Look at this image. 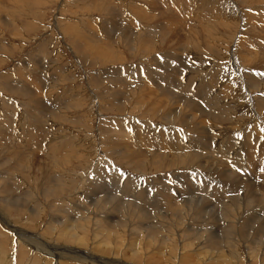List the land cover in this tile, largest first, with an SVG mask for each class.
Masks as SVG:
<instances>
[{
    "label": "rangeland",
    "instance_id": "1",
    "mask_svg": "<svg viewBox=\"0 0 264 264\" xmlns=\"http://www.w3.org/2000/svg\"><path fill=\"white\" fill-rule=\"evenodd\" d=\"M208 3L211 5L215 3L214 6L218 10L215 11L214 6H204L205 0H0V191L16 192L15 195L19 196L20 202L27 208V210L18 212L11 209L8 212L14 222L12 223L14 224L12 234L5 226H2L3 221H0L1 228H5L4 232L0 229V247H3L0 253L6 261L4 264L42 263L39 257L37 259L33 244L19 243L20 238L15 232L17 228L24 231L26 229L28 233L41 236L51 245L69 250L70 253L71 250H77L75 251L77 253L86 251L87 253H96L101 258L107 256V259H115V263L112 264H138L139 261V264H144L145 261L148 264H154V262L173 264L177 260L183 264V259L180 258L182 254L188 255L186 264L189 261V264H194L198 258H200L199 263L203 262L202 264H222V255H224V259L238 262L235 264H244L242 262L245 264H261L263 262L262 264H264V244H262L264 237L260 236L264 233V198H262V196L264 197V0H209ZM140 11L147 14L143 16L144 14L142 15ZM141 15L142 17H139ZM144 17H147V20ZM148 18L155 20L151 22ZM251 23L253 25H249ZM72 36L77 39L72 41ZM146 38L149 41L143 42ZM163 66L170 67V71L162 73L160 68H164ZM177 66L183 68L184 72L181 75L185 77L177 74L174 69ZM251 66L253 69L250 70ZM217 71V75L212 77L213 73ZM248 72L255 76L261 74L259 82L257 81L261 85L257 90L250 88L252 85L248 83ZM185 79L192 83L190 87L192 90L186 89L192 91L189 92L192 94L191 101L182 93V95L180 94L181 98L187 100L186 104L194 102L195 105L197 103L203 105L205 103L204 90L206 89L215 94L216 98H222L226 96L225 86L229 84L239 91L232 95V98L242 99V101L239 99V113L242 115L233 118L227 116L229 119L222 121L213 119V122L209 121L208 123L206 117L198 113L199 117L196 113V116H188L189 111L186 112L183 103H176L170 98L164 99L161 94L165 87L172 90L171 84L173 83L182 82L181 84L184 86ZM25 81L27 85L24 84V86L26 85L24 88H18ZM121 82L127 84L128 90L118 86ZM11 88H16V90H11ZM117 90L124 94L118 99ZM20 92L21 94L24 92V96L20 95ZM142 92L146 94L145 99L143 98L145 94L143 95ZM112 94L116 98H109ZM163 99L168 101V106L172 104V106H182L183 108V111H178L172 116L170 121L173 125L168 124L170 123L166 120L168 115H166L167 118L161 114L158 115L155 108V105ZM122 100L125 101L124 104L127 103L123 105L125 109H122ZM100 103L103 105L101 104V106ZM114 103L116 107L121 106L122 110L112 111L113 108H116L113 107ZM208 103L211 102L206 100V105ZM232 107L235 109V105ZM180 112L185 115L180 116ZM220 117L224 118L225 116L220 115ZM193 120L196 121L195 124H193ZM103 121L109 129L107 132H110V135L101 131ZM199 121L201 122L199 123ZM117 123L119 127H114ZM196 127L203 128L205 133L200 134L195 131ZM118 128L122 130L118 131ZM49 131L54 133L51 134ZM161 131L164 133L160 136ZM137 132L141 134H137ZM37 133L40 136H36ZM163 134L166 136L164 137ZM114 136L127 137L129 140L134 138V140L126 142L130 147L124 148L130 154L128 152L127 154L124 152L122 155L117 154L116 149L110 143V140L113 142ZM27 137L31 141L30 145L25 142ZM34 138L43 140V142L38 144V139L34 140ZM35 141L37 144L35 143L34 146ZM41 144L46 146L43 145V149H41ZM53 145H55L54 148ZM132 147L135 149H133L134 151L131 150ZM144 147H147L148 150ZM50 148L61 152L57 158L50 153V151L53 152ZM67 153L68 155H66ZM61 154L63 155L61 156ZM135 154L141 157L131 159L132 156H137ZM191 158L193 159L191 160ZM60 161L67 166L59 167L61 166L58 165ZM14 166H17L19 171L17 168L14 169V172L10 171ZM56 167L57 169H55ZM44 172L45 175H43ZM118 174L122 177H119ZM62 175H66V179ZM3 176H5L4 180ZM45 176L53 177L56 181L51 184L48 179L44 178ZM61 177L64 178L63 181H61ZM15 182L23 188L20 187L17 190ZM236 183L238 187H236ZM106 184L110 186V189H105ZM113 184L116 187H112ZM52 185H55V188ZM96 186L101 194H109L110 197L105 199L100 195L101 197L88 198L87 196H92L93 188ZM45 187H47L46 191ZM128 187L132 189L135 200L127 199L128 196L125 192ZM182 188H186L190 192L188 200L181 198V201H178L179 204L177 203L179 207H183H181L182 211L185 212L180 210V214L178 208L169 212L176 204L173 199L168 201L162 190L173 195L175 193L176 197L177 192ZM56 189L58 191L61 189L62 193L58 192L60 197L55 195ZM30 192L33 195L28 194ZM25 194L33 196V199L29 196L22 199L26 196ZM145 194L150 199V203L155 199L158 200V204L165 205V207L158 210H153L149 206V208H145L143 205L146 204L145 200L142 202L140 197H136V195L144 196ZM220 194H222L221 197ZM0 195L2 200L6 194L0 193ZM211 196L214 198H208ZM34 197L38 198H36V202L39 204L34 203L37 204L36 206L32 205L29 200V198L35 200ZM190 199L194 202H191ZM257 200L260 201V205H256L259 204ZM166 201L171 207L170 210ZM189 201L190 203L186 205L185 202ZM170 202L175 206H171ZM197 202L199 203L197 204ZM76 204L79 206L77 207ZM2 205L3 203L0 201V206L3 208L4 205ZM82 206H84L83 210L80 209ZM189 206L194 209L189 210ZM258 206L261 207L258 208ZM142 209L146 212H143ZM77 210L83 214L81 213L82 215L79 214V216ZM219 212L222 215H219ZM248 213H252V217ZM66 214L68 216H65ZM212 215H215L214 218ZM228 215L230 216L228 217ZM77 218L81 221L87 219L86 224L78 222V225ZM55 221L59 222L55 223ZM73 222H75L74 225ZM80 223H84V225H80ZM230 224L233 225L232 230H230ZM126 225L128 226L126 227ZM223 225L225 226L223 227ZM249 225L252 228L256 227L252 229L248 227ZM244 226H246L245 229ZM50 227L53 228L51 231ZM149 227L151 229H148ZM165 227L167 228L165 229ZM145 229L148 231L146 232ZM135 230L136 232H134ZM227 231L230 237H234L233 234H235L237 240L233 237L229 239ZM67 234L72 238H68ZM239 234L245 237L242 238ZM61 235L66 237H59ZM259 237L262 238V243ZM255 238L257 239L255 240ZM201 240H204L205 243ZM212 240H215L217 245L219 241V246L216 244L213 246L214 243L210 244ZM183 241L189 243V246H184L185 251L181 250ZM103 243L107 245L105 248ZM158 243L164 245L156 246L159 245ZM235 243L239 245H235ZM137 245L140 246L137 247ZM161 247H163L162 250L168 248L164 250L167 252L164 253L165 255ZM133 248L135 249L133 250ZM98 249L111 252L110 254L99 252V254L97 253ZM112 251H115L114 259ZM157 251L158 253L162 252L158 254ZM189 251L190 253L194 252L191 254L192 256H189ZM151 252L155 253L154 257ZM187 252L188 254H185ZM136 253H139L138 256ZM172 253H174L173 257ZM180 253L182 254L178 255ZM199 253L202 255L196 256ZM253 253L259 259L256 258V260ZM78 254L80 255V253ZM71 255L77 258V255L73 253ZM71 255H65L66 259H61L59 264L61 262L62 264H82L81 261L78 263L76 260L67 259ZM160 255L162 259L167 257L168 260H162ZM204 255L207 257L204 258ZM151 257L152 259H150ZM5 258L8 259V262ZM244 258L246 259L244 260ZM255 260L258 262L255 263ZM178 262L176 264L180 263ZM147 263L145 262V264Z\"/></svg>",
    "mask_w": 264,
    "mask_h": 264
},
{
    "label": "bare ground",
    "instance_id": "2",
    "mask_svg": "<svg viewBox=\"0 0 264 264\" xmlns=\"http://www.w3.org/2000/svg\"><path fill=\"white\" fill-rule=\"evenodd\" d=\"M213 1V0H212ZM220 1H222V0H220ZM209 2V0H205V4H204V6H214L215 5V3L213 4V5H211V4H209L208 3ZM152 4H153V2H151ZM251 3V2H250ZM152 6V5H151ZM215 7V11H217L218 10V8H216V6H214ZM214 9V8H213ZM220 9V8H219ZM220 12H221V10H220ZM219 12V13H220ZM140 13H141V11H140ZM251 13V12H250ZM139 14V13H138ZM142 15L144 14L143 12L141 13ZM147 13H145L143 16H145ZM149 14V13H148ZM142 15L141 16H139V17H142ZM223 15V14H222ZM246 16V15H245ZM158 17V16H157ZM248 17V16H247ZM147 18V17H146ZM145 17H144V19L145 20H147ZM156 18V17H155ZM141 19V18H140ZM149 19V18H148ZM153 20H151V19H149L151 22L152 21H154L155 19L154 18H152ZM148 22V21H147ZM146 22V23H147ZM252 22V21H251ZM143 23V22H142ZM149 23V22H148ZM220 23V22H219ZM210 24V23H209ZM149 25V24H148ZM212 25V24H211ZM210 25V26H211ZM249 25H253L252 23L251 24H249ZM145 26V25H144ZM160 26V25H159ZM213 26V25H212ZM147 27H149V26H147ZM214 27V26H213ZM212 27V28H213ZM78 28V27H77ZM215 30V29H214ZM101 31V30H100ZM137 31V30H136ZM212 31H213V29H212ZM132 34V33H131ZM224 34V33H223ZM210 35V34H209ZM148 38V37H147ZM145 39V41H143V42H148L149 40L148 39ZM74 39H77V38H75V36H74V38H73V36H72V41L74 40ZM215 39V38H214ZM257 40H258V38H257ZM256 40V41H257ZM81 42V41H80ZM185 44H187V43H185ZM4 45V44H3ZM82 45V44H81ZM189 45V44H188ZM76 46V45H75ZM80 46V45H79ZM84 46V45H83ZM111 46V45H110ZM192 46V45H191ZM86 47V46H85ZM2 48V47H1ZM4 49V48H3ZM6 49V48H5ZM75 49H76V47H75ZM103 49V48H102ZM2 50V49H1ZM86 50V49H85ZM95 50H96V48H95ZM114 50V49H113ZM187 50V49H186ZM198 51V50H197ZM217 51V50H216ZM85 52V51H84ZM223 52V51H222ZM88 53V52H87ZM211 53V52H210ZM37 54V53H36ZM89 54H91V53H89ZM95 54H96V52H95ZM98 54V53H97ZM153 54V53H152ZM243 54V53H242ZM205 55H206V53H205ZM36 57L38 56V55H35ZM109 56V55H108ZM99 57V56H98ZM250 59V58H249ZM248 60V59H247ZM258 60V59H257ZM249 61V60H248ZM252 62V61H251ZM45 63V62H44ZM250 63V62H249ZM55 64V63H54ZM193 65V64H192ZM196 65V64H195ZM249 65V64H248ZM180 66H182V65H180ZM180 66H177V67H175L174 69L176 70V72H177V74L179 73V75H181V74H183V68H180ZM194 66V65H193ZM164 67V66H163ZM183 67V66H182ZM191 67V66H190ZM46 68V67H45ZM63 68V67H62ZM198 68V67H197ZM64 69V68H63ZM251 69H253V67L251 66L250 67V70ZM260 69V68H259ZM160 70H162V73H166V72H169L170 71V67H167V66H165L164 68H160ZM160 70H159V72H160ZM252 72V71H251ZM251 72H248L249 74H247V78H248V83L249 84H251L252 86H250V88L251 89H258V88H260V85L261 84H259L258 82H259V79H260V75L259 76H255L254 74H252ZM217 73H218V71L217 72H214L213 73V75H212V77H214L215 75H217ZM184 76V75H183ZM182 75H181V77H183ZM188 76V75H187ZM2 77V76H1ZM185 77V76H184ZM211 77V78H212ZM3 78V77H2ZM124 78V77H123ZM36 80V79H35ZM126 80V79H125ZM98 81V80H97ZM101 81V80H100ZM112 81V80H111ZM115 81H117V80H115ZM182 81V80H181ZM232 81V80H231ZM258 81V82H257ZM36 82V81H35ZM184 82H185V85L183 86L181 83H179V84H175V83H173V84H171V86H172V90H168L167 89V87H165V88H163L162 89V93L161 94H163V97H164V99H172V100H174V102H176V103H178V102H181V103H183V106H185V108H186V112L187 111H189L188 113H187V115L189 116V115H191V116H194L195 115V113L197 114H199V115H201V116H204V117H206V122L208 123L209 121H211V122H213L214 120H227V119H229L227 116H230V118H233V117H239V115H242V114H240L239 113V99H236L237 97H234V98H232V95H234V94H237V92H239L235 87H232V86H230L229 84L227 85L226 84V88H225V93H226V96H224V97H222V98H216V95L215 94H212L211 93V91L210 90H208V89H206V90H204V95H205V103L203 104V105H198V103L195 105V103L194 102H190V104H186V101L187 100H185L184 98H181V96H180V94L182 93L184 96H186L187 98H189L190 99V101H191V96H192V94L191 93H189V92H192V91H188V90H186V89H191L190 87H191V82H189L188 80H184ZM24 84H26V81H25V83H21V87H18V88H24L25 86H24ZM184 84V83H183ZM14 85V84H13ZM12 85V86H13ZM31 85V84H30ZM120 85V87H123V88H125V90H128V88L129 87H127V84L125 85L124 83H119L118 84V86ZM225 85V84H224ZM17 86H19V85H17ZM112 86V85H111ZM169 86V85H168ZM35 87V86H34ZM41 87V86H40ZM46 87V86H45ZM44 87V88H45ZM63 87V86H62ZM144 87V86H143ZM10 88V87H9ZM30 88H32V87H30ZM43 88V87H42ZM239 88V87H238ZM26 89V88H25ZM240 89H242V88H240ZM11 90H16V88H11ZM23 90V89H22ZM21 90V91H22ZM27 90V89H26ZM28 90H29V88H28ZM192 90V89H191ZM260 90V89H259ZM19 91V90H18ZM166 91V92H165ZM203 91V90H202ZM28 92V91H27ZM168 92V93H167ZM242 92V91H241ZM46 93V92H45ZM72 93V92H71ZM105 93V92H104ZM116 95H118L119 97H117V99L118 98H120L121 97V95H124L123 93L121 94L120 93V91L119 90H117L116 91ZM143 93V92H142ZM20 95H22V96H24L23 94H24V92H22V94H21V92L19 93ZM29 94V93H28ZM106 94V93H105ZM111 94V93H110ZM141 94V93H140ZM145 93H143V95H144ZM181 94V95H182ZM186 94H189V95H186ZM200 94H201V92H200ZM19 95V96H20ZM30 95H32V94H30ZM38 95H39V93H38ZM109 95V94H108ZM142 95V96H143ZM168 95H169V97H168ZM98 96V95H97ZM104 96V95H103ZM145 96H146V94L144 95V99H145ZM198 96H200V95H198ZM231 96V97H230ZM112 97H115L113 94H112V96L110 95L109 96V98H112ZM246 97V96H245ZM32 98H34V97H32ZM116 98V97H115ZM125 98V97H124ZM140 98V97H139ZM31 101H33V102H35V100H33V99H31V98H29ZM102 99V98H101ZM116 99V100H117ZM127 99V98H126ZM126 99H124V100H126ZM162 99V98H161ZM163 99V100H164ZM245 99V98H244ZM124 100H122V109H125V106H123V105H126V104H124ZM161 101V102H158L156 105H155V108L157 109V113H158V115L159 114H161V115H163V116H165L166 117V115H168V118L166 119V120H168L170 123H168V124H172L171 122L172 121H170L171 120V118H172V116H174L178 111H183V108H182V106L180 107V106H178V107H175V105L174 106H172V104L170 105L169 104V106H168V101ZM206 100L207 101H209V102H211V103H208L207 105H206ZM241 101H242V99H240ZM77 101V100H76ZM142 101V100H141ZM171 101V100H170ZM120 102V101H119ZM147 102V101H146ZM202 102V101H201ZM200 102V103H201ZM40 103V102H39ZM106 103H108V102H106ZM144 103V102H143ZM153 103V102H152ZM249 103V102H248ZM102 103H100V105H101ZM115 104V103H114ZM150 104V103H149ZM154 104V103H153ZM211 104H213V107H211ZM241 104V103H240ZM23 105V104H22ZM103 105V104H102ZM101 105V106H102ZM121 105V104H120ZM233 105H235V109L232 107ZM112 106V105H111ZM16 107V106H15ZM104 107V106H103ZM113 107H116V104L113 106ZM119 106H117L116 108H113L112 109V111L113 110H122L120 107L118 108ZM151 107H154V106H151ZM150 107V108H151ZM166 107V108H165ZM248 107V106H247ZM184 108V109H185ZM49 109V108H48ZM101 109V108H100ZM106 109V107L104 108V110ZM111 109V108H110ZM109 109V110H110ZM146 110H147V108H145ZM155 109V110H156ZM163 109H165V110H163ZM168 109V110H167ZM56 110V109H55ZM144 110V109H143ZM150 110V109H149ZM148 110V111H149ZM153 110V109H152ZM151 110V111H152ZM167 110V111H166ZM124 111V110H123ZM147 111V113H149ZM3 112V111H2ZM146 113V112H145ZM198 114H197V117H199L198 116ZM49 115V114H48ZM52 115V114H51ZM54 115V114H53ZM179 115L180 116H184L185 114L184 113H182V112H180L179 113ZM220 115H224L225 117L223 118V117H220ZM57 116V115H56ZM196 116V115H195ZM151 117V116H150ZM160 117V116H159ZM196 117V118H197ZM240 117H242V116H240ZM51 118V117H50ZM181 118V117H180ZM191 118V117H190ZM201 118V117H200ZM245 118V117H244ZM243 118V119H244ZM165 119V118H164ZM185 119V118H184ZM193 119L195 120V118L193 117ZM214 119V120H213ZM151 120V119H150ZM176 120V119H175ZM183 120V119H182ZM186 120V119H185ZM194 120H193V122H194ZM204 120H205V118H204ZM239 120H240V118H239ZM140 121V120H139ZM179 121V120H178ZM192 121V120H191ZM230 121V120H229ZM60 122H61V120H60ZM173 122H175L174 120H173ZM184 122V121H183ZM196 122V121H195ZM195 122L193 123V124H195ZM201 121H199V123H200ZM150 123V122H149ZM178 123H180V122H178ZM177 123V124H178ZM197 123H198V120H197ZM187 124V123H186ZM39 125V124H38ZM137 125V124H136ZM173 125V124H172ZM182 125V124H181ZM189 125V124H188ZM196 125H198V124H196ZM210 125V124H209ZM195 126V125H194ZM200 126H202V125H200ZM204 126H206V125H204ZM203 126V127H204ZM31 127V126H30ZM114 127H119L118 126V123L117 124H115V126ZM185 128V127H184ZM195 128V127H194ZM207 128V127H206ZM137 129V128H136ZM143 129V128H142ZM151 129V128H150ZM170 129V128H169ZM168 129V130H169ZM247 129V128H246ZM24 130V129H23ZM39 130H42V129H39ZM120 130H122V129H120V128H118V131H120ZM185 130V129H184ZM190 130H191V128H190ZM193 130V129H192ZM207 130V129H206ZM210 130V129H209ZM57 131V130H56ZM101 131H105L106 133H109V135H110V132H107V131H109V129H107V126H106V124H105V122L103 121L102 122V124H101ZM117 131V130H116ZM195 131H197V132H199L200 134H204L205 133V131L203 130V128H197L196 127V129H195ZM216 131V130H215ZM10 132V131H9ZM45 132V131H44ZM49 132H51V131H49ZM53 132V131H52ZM52 132H51V134H52ZM60 132V131H59ZM182 132V131H181ZM54 133V132H53ZM57 133V132H56ZM138 133H140V132H137V134ZM160 133V132H159ZM162 133H164V132H162L161 131V133H160V136H161V134ZM166 134H167V132H165ZM178 133V132H177ZM177 133H175V134H177ZM40 134V133H39ZM141 134V133H140ZM155 134H157V133H155ZM166 134H163L164 135V137L166 136ZM181 134V133H180ZM208 134V133H207ZM16 135V134H15ZM32 135V134H31ZM44 135H45V133H44ZM44 135H42V136H44ZM49 135V134H48ZM67 135V134H66ZM65 135V136H66ZM36 136H40V135H38V133H37V135ZM52 136V135H51ZM68 136V135H67ZM140 136H142V135H140ZM139 136V137H140ZM177 136V135H176ZM184 136V135H183ZM196 136V135H195ZM216 136V135H215ZM35 137V136H34ZM134 137V136H133ZM170 137H171V134H170ZM175 137V136H174ZM202 137V136H201ZM21 138V137H20ZM28 138V137H27ZM26 138V139H27ZM41 138V137H40ZM50 138V137H49ZM105 138V137H104ZM107 138V137H106ZM111 138H112V136H111ZM119 136L118 137H116V136H114L113 137V139H112V141L113 142H111V140H110V143H111V145L112 146H114V149H116V151H117V154L119 155V153L122 155L124 152H126V154H127V150H125L124 148H126L127 149V147L129 148L130 147V145L128 144V143H126V142H129V141H132V140H134V138L131 140H129V138H127V137H124V138H120V140H119ZM142 138V137H141ZM211 138V137H210ZM35 139H38V138H34V140ZM47 139V138H46ZM159 139V138H158ZM38 141V144H40V143H42L43 142V140H37ZM37 141H35L33 144H34V146L37 144L36 142ZM137 141V140H136ZM140 141H142L141 139H140ZM170 141V140H169ZM178 141V140H177ZM199 141V140H198ZM214 141V140H213ZM25 142L26 143H30L31 141H29V138L27 139V140H25ZM45 142V141H44ZM52 142V141H51ZM82 142V141H81ZM145 142V141H144ZM168 142V141H167ZM203 142V141H202ZM201 142V143H202ZM7 143V142H6ZM36 143V144H35ZM50 143V142H49ZM54 143V142H53ZM161 143V142H160ZM68 144H70V143H68ZM72 144V143H71ZM174 144V143H173ZM196 144V143H195ZM219 144V143H218ZM30 145V144H29ZM32 145V144H31ZM42 146H40V147H42L41 149H43V145L44 144H41ZM57 145V144H56ZM76 145V144H75ZM75 145H71L72 147H74ZM81 145V144H80ZM132 146H133V144H131ZM140 145V144H139ZM138 145V146H139ZM28 146V145H27ZM38 146V145H37ZM44 146H46V145H44ZM54 146L55 145H53V148H54ZM69 147H70V145H68ZM67 146V147H68ZM136 146H137V143H136ZM144 146V145H143ZM150 146H152L151 145V143H150ZM154 146V145H153ZM133 147H135V146H133ZM131 148V150H133L134 148ZM159 147H161L160 145H159ZM182 147V146H181ZM205 147V146H204ZM48 148V147H47ZM80 148V147H79ZM83 148V147H82ZM145 149H147L148 150V148L147 147H144ZM143 148V149H144ZM154 148H155V146H154ZM6 149V148H5ZM8 149V148H7ZM20 149V148H19ZM46 149V148H45ZM49 149V148H48ZM75 149V148H74ZM114 149H112V150H114ZM142 149V150H143ZM153 149V148H152ZM161 149V148H160ZM164 149H166V148H164ZM177 149H178V147H177ZM38 150V149H37ZM50 150H53V152H51L50 151V153L53 155H55L56 156V158H57V155L58 154H60L61 152H56L55 151V149H52V148H50ZM71 150H73V149H71ZM111 150V151H112ZM135 150V149H134ZM133 150V151H134ZM163 150V149H162ZM170 150V149H169ZM178 150H180V149H178ZM187 150V149H186ZM41 151H43V150H41ZM47 151V150H46ZM77 151V150H76ZM79 151V150H78ZM110 151V150H109ZM116 151L114 152V153H116ZM158 151V150H157ZM161 151V150H160ZM159 151V152H160ZM163 151H165V150H163ZM177 151V150H176ZM11 152H13V151H11ZM74 152H75V150H74ZM147 152V151H146ZM149 152V151H148ZM82 153H83V151H82ZM129 154H130V152H128ZM133 153H135V152H133ZM141 153H143V152H141ZM161 153V152H160ZM179 153V152H178ZM189 153V152H188ZM193 153V152H192ZM191 153V154H192ZM70 154V153H69ZM164 154H168V153H166V152H164ZM182 154V153H181ZM191 154H189V155H191ZM20 155V154H19ZM49 155V154H48ZM63 154H61V156H62ZM66 155H68V153L66 154ZM80 155H81V153L79 154V157H80ZM135 155H137V154H135ZM143 155V154H142ZM169 155V154H168ZM175 155V154H174ZM177 155V154H176ZM179 155V154H178ZM188 155V154H187ZM71 156V155H70ZM73 156V155H72ZM140 155H137L136 157L135 156H132V158L131 159H137L138 157H139ZM154 156V155H153ZM155 156L157 157V155H156V152H155ZM164 156H166V155H164ZM180 156V155H179ZM186 156V155H185ZM21 157H23V156H21ZM66 157V156H65ZM74 157V156H73ZM141 157V156H140ZM149 157V156H148ZM160 157H161V155H160ZM174 157V156H173ZM193 157V156H192ZM201 157V156H200ZM29 158H31V157H29ZM72 158V157H71ZM162 158V157H161ZM164 158V157H163ZM168 158V157H167ZM189 158V157H188ZM154 159H156V158H154ZM175 159V158H174ZM182 159V158H181ZM193 158H191V160H192ZM197 159H199V158H197ZM157 160V159H156ZM190 160V161H191ZM194 160H195V158H194ZM193 160V161H194ZM204 160V159H203ZM205 160H206V158H205ZM65 161H67V160H65ZM129 161V160H128ZM131 161V160H130ZM158 161V160H157ZM201 161H202V158H201ZM69 162V161H68ZM67 162V163H68ZM162 162V161H161ZM161 162H159V163H161ZM57 163V162H56ZM128 163V162H127ZM156 164L158 163V162H155ZM171 163V162H170ZM176 163V162H175ZM202 163V162H201ZM204 163V162H203ZM206 163H207V161H206ZM58 164V163H57ZM133 164V163H132ZM165 164H166V162H165ZM56 165V164H55ZM58 165H61V166H59V167H62V168H64L65 166H67V164L66 165H64V164H62V161H60V163L58 164ZM75 165V164H74ZM175 165V164H174ZM178 165V164H177ZM192 165V164H191ZM190 165V166H191ZM138 166V165H137ZM155 166V165H154ZM179 166H180V164H179ZM194 166V165H193ZM199 166V165H198ZM27 167V166H26ZM196 167V166H195ZM201 167V166H200ZM199 167V168H200ZM204 167V166H203ZM15 168H17V166H14L13 168H11L10 169V171H12V172H14V169ZM190 168V167H189ZM18 169V168H17ZM23 169V168H22ZM55 169H57V167L55 168ZM58 169H60V168H58ZM210 169H212V168H210ZM27 170V169H26ZM40 170V169H39ZM157 170V169H156ZM163 170V169H162ZM178 170V169H177ZM18 171H19V169H18ZM21 171V170H20ZM57 171H59V170H57ZM46 173L44 172V174L43 175H45ZM221 174V173H220ZM1 176V175H0ZM62 176H64V175H62ZM118 176L119 177H122V176H120L119 174H118ZM224 176V175H223ZM9 177V176H8ZM50 177V176H49ZM59 177V176H58ZM66 177V175L64 176V178ZM91 177V176H90ZM46 180L48 179V182H51V184H52V182H55L56 181V179H54L53 177L52 178H47L46 176L44 177ZM62 178V177H61ZM64 178H62V180L61 181H63V179ZM171 178V177H170ZM5 179V176H3V180ZM21 179H23V178H21ZM26 179V178H25ZM58 179V178H57ZM66 179V178H65ZM11 180V179H10ZM30 180V179H29ZM192 180V179H191ZM228 180H229V178H228ZM65 181V180H64ZM73 181H75V180H73ZM174 181V180H173ZM184 181V180H183ZM237 181V180H236ZM26 182V181H25ZM130 182V181H129ZM169 182V181H168ZM230 182H232V181H230ZM27 183H29V182H27ZM115 183V182H114ZM170 183V182H169ZM195 183H197V182H195ZM15 188L17 189V190H19L20 189V187L21 186H19L16 182H15ZM60 184H62L61 182H60ZM230 184V183H229ZM57 186H58V184H56ZM198 185V184H197ZM236 185H237V183H236ZM241 185V184H240ZM29 186V185H28ZM53 187L55 186V185H52ZM127 186H128V184H127ZM205 186V185H204ZM112 187H116V185L114 186V184H113V186ZM206 187V186H205ZM233 187V186H232ZM236 187H238V185L236 186ZM23 188V186L21 187V189ZM55 188V187H54ZM164 188V187H163ZM167 188V187H166ZM202 188V187H201ZM90 189V188H89ZM105 189H110V186L108 185V184H106V187H105ZM165 189V188H164ZM44 190L46 191L47 190V187H45L44 188ZM57 190V189H56ZM60 191H61V189H59ZM180 191H178L177 193H178V195L175 197V193H174V195L172 194V193H170V192H168V193H166L165 191L163 192V190H162V193L168 198L167 200L168 201H170V200H172L173 199V201H174V203L176 204V206H178V207H176L175 205H173L171 202H170V205L172 206H175L174 208H171L170 206H169V204L167 203L168 201H166V203H167V207H168V209L170 210V208H171V210L169 211V212H171L172 211V209H173V211H174V209H177L178 208V210H179V212H180V210L182 211L183 209V207L182 206H180L179 207V203H178V201L181 199V198H186L187 200L189 199V196H190V192H189V190L188 189H186V188H182V189H179ZM203 190V189H202ZM218 191H219V189H217ZM216 190V191H217ZM221 190V189H220ZM26 191V190H25ZM29 191V190H28ZM60 191H56V194L55 195H57V196H59L60 197V195H59V193L58 192H60ZM64 191V190H63ZM146 191V190H145ZM205 191V190H204ZM253 191V190H252ZM172 192V191H171ZM222 192V191H221ZM220 192V193H221ZM224 192V191H223ZM260 192V191H259ZM258 192V193H259ZM0 193H3V194H6L5 195V197L1 200L0 199V201L3 203V208L0 206V221L2 222L3 221V224H2V226H5L8 230H9V233H11L12 232V228H14V224H12V223H14L13 222V220H12V218L11 217H9V215H8V212L12 209L13 211L15 210L16 212H18V211H23V210H27V208L20 202V199H19V196L18 195H15V194H17L16 192H10V193H5V192H2V191H0ZM26 193V192H25ZM35 193V192H34ZM48 193H50V192H48ZM60 193H62V192H60ZM92 193L94 194H92V196H87L88 198H91V197H93V198H97V196H104L105 197V199L106 198H109L110 197V195L109 194H101V192L97 189V186L96 187H94L93 188V191H92ZM126 195L128 196L127 197V199H129V200H131V199H133V200H135V196L132 194V189L130 188V187H128L127 188V190H126ZM150 193V192H149ZM160 193H161V191H160ZM214 193H216V192H214ZM218 193V192H217ZM28 194H32L31 192L30 193H28ZM45 194V193H44ZM89 194H91V193H89ZM199 194V193H198ZM255 194H256V192H255ZM254 194V195H255ZM22 196H23V194H21ZM26 196L24 197V198H22V199H26V197L27 196H29V195H27V194H25ZM33 195V194H32ZM106 195V196H105ZM148 195V194H147ZM201 195V194H200ZM204 195V197L206 198V195H205V193L203 194ZM221 195L222 194H220V197H221ZM262 195V194H261ZM100 196V197H101ZM112 196V195H111ZM150 196V195H149ZM252 196V195H251ZM30 198H32L33 199V196H29ZM113 197V196H112ZM136 197H140L141 198V200H142V202H143V200H145V202L144 203H146V204H143V205H145V208L146 207H152V209L153 210H158V209H161V208H164L165 207V205H160V204H158V200H153V201H151V203H150V199L146 196V194L144 195V196H141V195H136ZM259 197V196H258ZM0 198H1V195H0ZM20 198H21V196H20ZM29 198V200L31 201V204L32 205H37V204H39L38 202H36V200L38 199L37 197V199L35 198V200H31ZM124 198V197H123ZM174 198H177V199H174ZM191 198V197H190ZM208 198H214V196H211V197H208ZM252 198V197H251ZM262 198H264L263 196H262ZM28 199V198H27ZM141 200L140 201H138L139 203L141 202ZM187 200H185V201H187ZM255 201H256V198L254 199ZM25 201V200H24ZM23 201V202H24ZM27 201V200H26ZM25 201V202H26ZM79 201V200H78ZM181 201V200H180ZM184 201V200H183ZM190 201L191 202H194V201H192L191 199H190ZM190 201L189 202H185L186 203V205L188 204V203H190ZM199 201V200H198ZM250 201V200H249ZM248 201V202H249ZM257 201H259V200H257ZM262 201V200H261ZM29 202V201H28ZM88 202H91V201H88ZM200 202V201H199ZM199 202H197V204L199 203ZM207 202V201H206ZM251 202V201H250ZM254 202V201H253ZM34 203H37V204H34ZM129 203V202H128ZM160 203V202H159ZM178 203V204H177ZM259 204H256V205H260V201L258 202ZM26 204V203H25ZM86 204V203H85ZM91 203H89V205H90ZM163 204V203H162ZM165 204V203H164ZM184 204V203H183ZM194 204V203H193ZM202 204V203H201ZM30 205V204H29ZM28 205V206H29ZM77 205V204H76ZM94 205V204H93ZM120 205V204H119ZM195 205H196V203H195ZM195 205H194V207H195ZM215 205H216V203H215ZM225 205V204H224ZM79 205H77V207H78ZM91 206V205H90ZM95 206V205H94ZM160 206V207H159ZM192 206V205H191ZM204 206V205H203ZM214 206V205H213ZM262 206V205H261ZM260 206V207H261ZM86 207V206H85ZM88 207V206H87ZM148 207V208H149ZM182 207V208H181ZM194 207L192 208H190V206H189V210H191V209H194ZM198 207V206H197ZM200 207H202V206H200ZM204 207H206V206H204ZM204 207H202V208H204ZM217 207V206H216ZM241 207H243V206H241ZM259 206H258V208H260ZM29 208H30V206H29ZM76 208V207H75ZM74 208V209H75ZM89 208V207H88ZM240 208V207H239ZM32 209V208H31ZM80 209H84V206H82ZM117 209V208H116ZM166 210H168L167 208H165ZM164 209V210H165ZM197 209V208H196ZM229 209H230V207H229ZM246 209H248V208H246ZM263 209V208H262ZM85 210L87 211V209L85 208ZM143 210V212L145 211L144 209H142ZM163 210V209H162ZM165 210V211H166ZM219 210V209H218ZM239 210V209H238ZM38 211V210H37ZM36 211V212H37ZM73 211V210H72ZM72 211H70V212H72ZM78 211V212H77ZM76 212H77V214L79 215V214H81L80 212H79V210H77ZM88 211L90 212V209H88ZM205 211V210H204ZM208 211V210H207ZM206 211V212H207ZM220 211V210H219ZM230 211L232 212V209H230ZM32 212V211H31ZM146 212V211H145ZM162 212V211H161ZM164 212V211H163ZM166 212H168V211H166ZM178 212V211H177ZM176 212V213H177ZM182 212H185V211H182ZM190 212V211H189ZM221 212H223V211H221ZM221 212H219V215H222V214H220ZM249 212V211H248ZM251 212V211H250ZM253 212V211H252ZM256 212V211H255ZM255 212H253V213H255ZM33 213V212H32ZM38 213V212H37ZM75 213V212H74ZM191 213H192V211H191ZM198 213V212H197ZM201 213H203V212H201ZM234 213V212H233ZM232 213V214H233ZM236 213V212H235ZM238 213V212H237ZM247 213V212H246ZM263 213V212H262ZM83 214V213H82ZM81 214V215H82ZM170 214V213H169ZM180 214H181V212H180ZM179 214V215H180ZM183 214V213H182ZM198 214H200V213H198ZM205 214V213H204ZM203 214V215H204ZM216 214H218L217 212H216ZM215 214V215H216ZM248 214H250L251 215V217H252V213H248ZM259 214V213H258ZM185 215V214H184ZM197 215V214H196ZM214 215V216H215ZM235 215V214H234ZM239 215V214H238ZM262 215V214H261ZM65 216H68L67 214L65 215ZM75 216V215H74ZM77 216V215H76ZM80 216V215H79ZM78 216V217H79ZM112 216H113V213H112ZM150 216V215H149ZM163 216V215H162ZM165 217H166V215H164ZM200 216V215H199ZM207 216V215H206ZM213 216V215H212ZM214 216H213V218H214ZM230 215H228V217H229ZM161 217V216H160ZM181 217H182V215H181ZM193 217V216H192ZM208 217V216H207ZM235 217H237V216H235ZM238 217H240V216H238ZM259 217V216H258ZM66 218V217H65ZM80 218V217H79ZM109 218H111L110 216H109ZM114 218V217H113ZM157 218V217H156ZM159 218V217H158ZM205 218V217H204ZM220 218V217H219ZM219 218H218V220H219ZM226 218V217H225ZM261 218V217H260ZM72 219V218H71ZM71 219H69V220H71ZM78 219V218H77ZM86 219V218H85ZM89 219V218H88ZM194 219V218H193ZM231 219V218H230ZM235 219V218H234ZM58 220V219H57ZM74 220V219H73ZM82 220H84V219H82ZM87 220V219H86ZM86 220H84V221H81V219H78V220H76V222H77V224L79 225V223L78 222H84L85 223V221ZM120 220H122V219H120ZM159 220V219H158ZM185 220V219H184ZM189 220V219H188ZM196 220V219H195ZM223 220V219H222ZM237 220V219H236ZM255 220V219H254ZM261 220V219H260ZM260 220H259V223H260ZM109 221H110V219H109ZM124 221V220H123ZM148 221H150V220H148ZM154 221V220H153ZM153 221H152V223H153ZM213 221V220H212ZM216 221V220H215ZM257 221V220H256ZM256 221H254V222H256ZM0 222V223H1ZM56 222H59V221H55V223ZM67 222V221H66ZM70 222H72V221H70ZM88 222V221H87ZM121 222V221H120ZM124 222H126V221H124ZM129 222V221H128ZM160 222V221H159ZM158 222V223H159ZM191 222V221H190ZM227 222V221H226ZM234 222V221H233ZM236 222V221H235ZM246 222V221H245ZM74 223L75 222H73V225H74ZM84 223L82 224V223H80V225H84ZM117 223V222H116ZM115 223V224H116ZM118 223H119V221H118ZM122 223V222H121ZM145 223H147V222H145ZM163 223H165L164 221H163ZM236 223H238V222H236ZM244 223V222H243ZM256 223H258V222H256ZM259 223H258V225H259ZM69 224H71V223H69ZM69 224H67V226H69ZM86 224V223H85ZM124 224V223H123ZM156 224V223H155ZM190 224V223H189ZM212 224V223H211ZM217 224V223H216ZM262 224V223H261ZM73 225H72V227H73ZM103 225V224H102ZM111 225V224H110ZM165 225V224H164ZM247 225V224H246ZM252 225V224H251ZM52 226V225H51ZM66 226V227H67ZM128 225H126V227H127ZM184 226V225H183ZM192 226V225H191ZM225 225H223V227H224ZM229 226V225H228ZM233 226V225H232ZM232 226H231V224H230V230H232ZM235 226V225H234ZM23 227V226H22ZM75 227H77V226H75ZM81 228H82V226H80ZM122 227V226H121ZM150 227H151V225H150ZM148 228V229H151V228ZM156 227V226H155ZM158 227V226H157ZM201 227V226H200ZM199 227V228H200ZM208 227H210V226H208ZM215 227V226H214ZM245 227L246 226H244V229H245ZM248 227H251L250 225L248 226ZM254 227V226H253ZM256 227V226H255ZM254 227V228H255ZM258 227V226H257ZM262 227V226H261ZM69 228V227H68ZM87 228V227H86ZM93 228V227H92ZM117 228V227H116ZM125 228V227H124ZM130 228V227H129ZM134 228V227H133ZM161 228V226L159 227V229ZM167 227H165V229H166ZM194 228H195V226H194ZM233 228H235V227H233ZM252 228V227H251ZM254 228H252V229H254ZM0 229H1V231H3L4 232V230H5V228L4 229H2L1 228V226H0ZM53 228H51L50 227V231L52 230ZM65 229V228H64ZM98 229V228H97ZM97 229H96V231H97ZM101 229V228H100ZM120 229V228H119ZM123 229V228H122ZM132 229V228H131ZM148 229H145L146 230V232L148 231ZM182 229H184V228H182ZM204 229V228H203ZM211 229V228H210ZM220 229V228H219ZM225 229H226V227H225ZM236 229V228H235ZM239 229H241V228H239ZM251 229V230H252ZM258 229V228H257ZM28 230V229H27ZM30 230V229H29ZM78 230V229H77ZM121 230V229H120ZM133 230V229H132ZM137 230V229H136ZM136 230L134 231V232H136ZM154 230H156L155 228H154ZM171 230V229H170ZM187 229L185 228V231H186ZM222 230V229H221ZM226 230H228L229 231V229L227 228ZM246 230H247V228H246ZM245 230V231H246ZM256 230V229H255ZM259 230V229H258ZM63 231V230H62ZM69 231V230H68ZM67 231V232H68ZM75 231V230H74ZM86 231V230H85ZM149 231H151V230H149ZM175 231V230H174ZM181 231V230H180ZM184 231V232H185ZM223 231V230H222ZM228 231H227V233H228ZM248 232H249V230H247ZM263 231H264V229H263ZM263 231H262V233H263ZM15 232L17 233V236L20 238V240H18V238H16L18 241H19V243L21 244V242L23 243V242H25V243H27V244H33V247L36 249V253H37V259H38V257L42 260V263L41 264H59V262L61 261V259H63V258H65L66 259V257H65V255H71V253H73V254H75V255H77V258H75V256H69V257H67V259H70V260H76L78 263H79V261H81L82 262V264H112V263H115V259H114V255H115V251H112V255H113V259L114 260H110V259H107L106 257L107 256H105V258H101L100 256H98L96 253H93V252H86V251H83V253H81V252H78V253H80V255L77 253V252H75V251H77V250H71V253L69 252V250H66V249H61V248H58V247H56V246H54V245H51V243L49 242V241H47L45 238V240H43V237H41V236H38V235H33L32 233H28V231L26 232V229H25V231L24 230H21V229H19V228H17V229H15ZM53 232V231H52ZM77 232V231H76ZM87 232V231H86ZM133 232V231H132ZM167 232V231H166ZM176 232V231H175ZM182 232V231H181ZM209 232H211V231H209ZM224 232V231H223ZM226 232V231H225ZM252 232H253V230H252ZM256 232V231H255ZM254 232V233H255ZM260 232V231H259ZM259 232H258V234H259ZM64 233V232H63ZM79 233V232H78ZM120 233V232H119ZM138 233V232H137ZM168 233H169V231H168ZM183 233V232H182ZM216 233V232H215ZM214 233V234H215ZM221 233V232H220ZM230 233H232V232H230ZM237 233V232H236ZM244 233V232H243ZM242 233V234H243ZM253 233V234H254ZM12 234V233H11ZM65 234H66V232H65ZM86 234V233H85ZM93 234V233H92ZM109 234V233H108ZM134 234V233H133ZM139 234V233H138ZM150 234V233H149ZM171 234H172V232H171ZM210 234V233H209ZM219 234V233H218ZM217 234V235H218ZM224 234V233H223ZM238 234V233H237ZM252 234V235H253ZM257 234V235H258ZM8 235V234H7ZM94 235V234H93ZM106 235V234H105ZM116 237L118 236V234H117V232H116ZM135 235V234H134ZM142 235V234H141ZM145 235V234H144ZM148 235V234H147ZM151 235V234H150ZM149 235V236H150ZM153 235V234H152ZM227 235V234H226ZM230 234L228 233V236H229ZM234 235V237L233 236H231V237H233V239H236L235 237V234H233ZM240 236H241V234H239ZM245 235V234H244ZM246 235H249V234H246ZM262 235H264V233L262 234ZM262 235H260L262 238L264 237V236H262ZM46 236V235H45ZM65 236V235H64ZM63 235H61V236H59V237H61V238H63L64 237ZM67 236H68V234H67ZM82 236H84V235H82ZM86 236V235H85ZM110 236V235H109ZM133 236V235H132ZM131 236V237H132ZM136 236H137V234H136ZM139 236V235H138ZM209 236V235H208ZM211 236V235H210ZM221 236V235H220ZM239 236V237H240ZM250 236V235H249ZM248 236V237H249ZM66 237V236H65ZM106 237V236H105ZM115 237V236H114ZM231 237L229 236L228 238L229 239H231ZM238 237V238H239ZM242 238H244L245 236H241ZM240 237V238H241ZM253 237V236H252ZM255 237V236H254ZM261 237H259V239H260V241L262 240V238ZM68 238H72V237H70V236H68ZM77 238H78V236H77ZM124 238V237H123ZM148 238V237H147ZM177 238V237H176ZM181 238H183V237H181ZM189 238H190V236H189ZM227 238V239H228ZM241 238V239H242ZM84 239V238H83ZM118 239V238H117ZM132 239H133V237H132ZM136 239V238H135ZM173 239V238H172ZM212 239V238H211ZM218 239V238H217ZM257 238H255V240H256ZM93 241H95L94 239H92ZM102 240V239H101ZM105 240V239H104ZM119 240H121L120 239V237H119ZM123 240H125V239H123ZM174 240V239H173ZM172 240V241H173ZM181 240V239H180ZM183 240V239H182ZM186 241H187V239H185ZM237 240V239H236ZM244 240V239H243ZM242 240V241H243ZM247 238H246V242H247ZM254 240V239H253ZM254 240V241H255ZM78 241V240H77ZM80 241V240H79ZM84 241V240H83ZM92 241V242H93ZM134 242H135V240H133ZM139 241H141L140 239H139ZM138 241V242H139ZM153 241V240H152ZM175 241V240H174ZM189 241H191V240H189ZM193 241V240H192ZM202 241V240H201ZM204 241V240H203ZM202 241V242H203ZM221 241V240H220ZM223 241V240H222ZM226 242L228 241V240H225ZM239 241V240H238ZM249 241H250V238H249ZM81 242H82V240H81ZM96 242V241H95ZM94 242V243H95ZM102 242H104V241H102ZM107 242V241H106ZM121 242V241H120ZM129 242V241H128ZM166 242H168V241H166ZM184 242V241H183ZM194 242V241H193ZM209 242V241H208ZM226 242H224V244L226 243ZM231 242H233V240L232 241H230V243ZM257 243H258V241H256ZM263 242V240L261 241V243ZM85 243V242H84ZM97 243V242H96ZM105 243V242H104ZM103 243V245H104V248H105V246H107V245H105ZM150 243V242H149ZM173 243V242H172ZM191 243V242H190ZM203 243H205V242H203ZM211 243H214L213 244V246L216 244L217 245V242L215 243V240L213 241H211L210 242V244ZM218 243L220 244V242L218 241ZM223 243V242H222ZM221 243V245H224V244H222ZM237 243V242H236ZM235 243V245H239V244H236ZM241 244H242V242H240ZM249 243V242H248ZM256 243V244H257ZM1 244V243H0ZM92 244V243H91ZM102 244V243H101ZM108 244L110 245V242H108ZM145 244V243H144ZM155 244H157L156 242H155ZM159 244V243H158ZM161 244V243H160ZM156 245V246H161V245H164V244H161V245ZM170 244V243H169ZM174 244V243H173ZM183 244V245H182ZM189 243H186V242H184V243H181V250H183V251H185V247L184 246H186V245H188ZM219 244L217 245V246H219ZM227 244V243H226ZM232 244V243H231ZM230 244V245H231ZM234 244V243H233ZM244 244V243H243ZM255 244V245H256ZM259 244V243H258ZM262 244H264V242L262 243ZM4 245V244H3ZM24 245V244H23ZM63 245V244H62ZM80 245V244H79ZM82 245H83V243H82ZM85 245V244H84ZM98 246L100 245V244H97ZM120 245V244H119ZM118 245V246H119ZM150 245H151V243H150ZM154 245V244H153ZM199 245V244H198ZM220 245V246H221ZM228 245V244H227ZM5 246V245H4ZM110 246H112V245H110ZM126 246V245H125ZM130 246H131V244H130ZM129 246V247H130ZM135 246V245H134ZM140 245H137V247H139ZM147 246H148V244H147ZM152 246V245H151ZM189 246V245H188ZM187 246V247H188ZM203 246V245H202ZM209 246V245H208ZM211 246V245H210ZM232 246V245H231ZM241 246V245H240ZM248 246V245H247ZM252 246V245H251ZM258 246V245H257ZM261 246V245H260ZM101 247V246H100ZM113 247V246H112ZM120 247H122V246H120ZM142 247V246H141ZM140 247V248H141ZM168 247V246H167ZM186 247V248H187ZM205 247V246H204ZM207 247V246H206ZM226 247V246H225ZM250 247V246H249ZM255 247V246H254ZM98 248V247H97ZM117 248V247H116ZM145 248V247H144ZM148 248V247H147ZM158 248V247H157ZM162 248L163 247H161V250H162ZM174 248L176 249V247L174 246ZM178 248H180V247H178ZM177 248V250H179ZM210 248V247H209ZM208 248V249H209ZM220 248V247H219ZM256 248V247H255ZM2 249H3V247L1 248L0 247V251H2ZM86 249V248H85ZM92 249V248H91ZM107 249V248H106ZM110 249V248H109ZM115 249V248H114ZM119 249V248H118ZM127 249V248H126ZM128 249H130V248H128ZM127 249V250H128ZM135 248H133V250H134ZM136 249H138V248H136ZM154 249V248H153ZM152 249V250H153ZM165 249H168V248H165ZM164 249V250H165ZM188 249V248H187ZM198 249V248H197ZM212 249H213V247H212ZM211 249V250H212ZM221 249H222V247H221ZM249 249V248H248ZM258 249V248H257ZM80 250V249H79ZM99 250V249H98ZM111 250V249H110ZM113 250V249H112ZM117 250V249H116ZM164 250H162L163 251V254L164 253H167V252H164ZM171 250H173L172 248H171ZM219 250V249H218ZM217 250V251H218ZM82 251V250H81ZM88 251V250H87ZM130 251V250H129ZM141 251V250H140ZM154 251V250H153ZM161 251V252H162ZM170 251V250H169ZM182 251V252H183ZM195 251V250H194ZM202 251H204V250H202ZM215 251V250H214ZM220 251V250H219ZM218 251V252H219ZM246 251H248V250H246ZM250 251V250H249ZM18 252V251H17ZM85 252V253H84ZM95 252H96V250H95ZM99 252H101V253H103V254H106V253H109L110 254V252H107L105 249L104 250H99L97 253H99ZM123 252V251H122ZM125 252V251H124ZM133 252V251H132ZM135 252V251H134ZM137 252H138V250H137ZM144 252V251H143ZM147 252V251H146ZM155 252V251H154ZM153 252V253H154ZM161 252H159L160 254H161ZM196 252V251H195ZM221 252H222V250H221ZM251 252H252V249H251ZM250 252V253H251ZM254 252V251H253ZM257 252V251H256ZM255 252V253H256ZM258 252H260V251H258ZM39 253V254H38ZM129 253V252H128ZM157 253H158V251H157ZM158 253V254H159ZM184 253V252H183ZM192 253H194L193 251H192ZM192 253H190V251H189V256H192L191 254ZM203 253V252H202ZM202 253H199L198 255H196V256H201L202 255ZM204 253H206L205 251H204ZM217 253V252H216ZM227 253V252H226ZM262 253V252H261ZM10 254V253H9ZM43 254H45V255H43ZM100 254V253H99ZM108 254V255H109ZM117 254V253H116ZM133 254V253H132ZM137 254V253H136ZM139 254V253H138ZM138 254H137V256H138ZM148 254H150V253H148ZM151 254H152V252H151ZM155 254V253H154ZM154 254H152L153 255V257H154ZM173 254L174 253H172V257H173ZM182 253H180V254H178V255H181ZM185 254H188V252L187 253H185ZM221 254V253H220ZM257 254V253H256ZM260 254V253H259ZM6 255V254H5ZM151 255V256H152ZM165 255V254H164ZM163 255V256H164ZM178 255H175V256H178ZM217 255V254H216ZM219 255V254H218ZM227 255H229V254H227ZM235 255H236V253H235ZM252 255V254H251ZM251 255L249 256V258H250V261H251ZM253 255H254V257H255V259L257 258V256H255V254L253 253ZM264 255V254H263ZM7 256H8V254H7ZM111 256V255H110ZM117 256V255H116ZM136 256V255H135ZM140 257H141V255H139ZM148 256H150V255H148ZM147 256V258H149ZM169 256V255H168ZM195 256V255H194ZM194 256H193V258H194ZM221 256V255H220ZM226 256V255H225ZM248 256V255H247ZM258 256H260V255H258ZM118 257V256H117ZM122 257V256H121ZM146 257V256H145ZM160 258H161V255L159 256ZM188 257V255H184V254H182V256H180V258H182L183 260H182V263L183 264H186L187 263V258ZM203 257V256H202ZM205 257H207V256H205L204 255V258ZM216 258H217V256H215ZM222 257V264H235V262H237V261H231V260H227V259H224L223 257H224V255H222L221 256ZM227 257V256H226ZM244 257V256H243ZM109 258H111V257H109ZM124 258V257H123ZM122 258V259H123ZM135 258V257H134ZM163 258H166V259H162V260H168L167 259V257H163ZM176 259H177V257H175ZM187 258V259H186ZM209 258L211 259V257L209 256ZM208 258V259H209ZM231 258V257H230ZM241 258V257H240ZM249 258H248V260H249ZM5 259H7V258H5ZM36 259V258H35ZM125 259H128V258H125ZM150 259H152V257L150 258ZM155 259V258H154ZM158 258H156V260H157ZM161 259H159V260H161ZM169 259H171V258H169ZM189 259H190V257H189ZM199 259L200 258H198L197 260H195V263L194 264H202L201 262L199 263ZM214 259V258H213ZM212 259V260H213ZM232 259V258H231ZM233 259H235V257L233 256ZM232 259V260H233ZM246 258H244V260H245ZM254 259V258H253ZM257 259H259V257L257 258ZM256 259V260H257ZM261 259V258H260ZM121 260V259H120ZM140 260V259H139ZM161 260V261H162ZM174 260V259H173ZM172 260V261H173ZM254 261L255 263H257L258 261ZM261 260H263V259H261ZM4 257H3V255L0 253V264H4ZM38 261H40V260H38ZM75 261V262H76ZM150 261H152V260H150ZM155 261V260H154ZM158 261V260H157ZM161 261H160V263H161ZM171 261V260H170ZM176 261V260H175ZM177 261H179L180 262V260H177ZM177 261L176 262H174L175 264L177 263ZM202 261V260H201ZM241 261V260H240ZM239 261V262H240ZM247 261V260H246ZM6 262V261H5ZM7 262H8V259H7ZM76 262V263H77ZM137 262V261H136ZM146 263H147V261H145ZM145 262H144V264H145ZM163 262V261H162ZM165 262V261H164ZM169 262V261H168ZM178 262V263H179ZM211 262V261H210ZM213 262V261H212ZM216 262V261H215ZM218 262V261H217ZM242 262V261H241ZM120 263H122V262H120ZM139 263H140V261H139ZM138 263V264H139ZM173 263V264H174ZM189 263H190V261H189ZM188 263V264H189ZM191 263H192V261H191ZM206 263V262H205ZM238 263V262H237ZM242 263H244L245 264V262H242ZM251 263V262H250ZM263 263V262H262ZM261 263V264H262ZM6 264V263H5ZM8 264V263H7ZM61 264H62V262H61ZM66 264H71V263H66ZM81 264V263H80ZM148 264V263H147ZM151 264V263H150ZM154 264H158V262H154ZM163 264H167V263H163ZM179 264H181V262L179 263ZM214 264V263H213ZM216 264V263H215Z\"/></svg>",
    "mask_w": 264,
    "mask_h": 264
}]
</instances>
